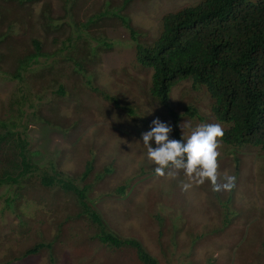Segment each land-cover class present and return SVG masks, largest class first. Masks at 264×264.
Returning <instances> with one entry per match:
<instances>
[{"label": "rangeland", "instance_id": "1", "mask_svg": "<svg viewBox=\"0 0 264 264\" xmlns=\"http://www.w3.org/2000/svg\"><path fill=\"white\" fill-rule=\"evenodd\" d=\"M201 1L134 0V4L127 11L135 28L148 31L142 39L151 41L157 37L163 17L167 13ZM63 2V0H54L56 11H62ZM27 4L29 6L30 3ZM27 6H22L21 12L29 8ZM41 6V2L33 3V8L36 9L35 22L41 32L27 30L28 34L32 33L35 37L49 36L48 41L51 43L54 36L60 38L70 34L77 36L74 27L71 29L66 27V30L64 28L61 31L62 33H49L42 24L44 21L41 20L39 13ZM108 33L126 40L130 38V31L124 26L110 28ZM84 36H88L87 33ZM88 37L93 48L101 44L92 36ZM123 43L124 41L119 42V44ZM48 45L51 46L49 43ZM136 49V43L127 40L126 45L114 47L112 53L103 51L90 66L91 74H88V78L95 81L92 84H98L100 89L117 96L121 105L125 104L124 110L118 108L119 106L114 102L104 99L94 91L95 88L92 90L87 82H78L81 88L73 90L72 87H76L77 83L71 82L68 77L64 78V82L59 83L49 81L50 79L47 82L42 80L30 90L31 100H24L23 106H19L21 111H16L14 117L18 126L14 130L28 136L32 143L34 160L44 169L57 167V155L63 148H67L69 153H75L70 155L69 159L66 158L62 166L59 165V170H63L73 178L76 177V182L81 185L90 183L92 179L89 201L95 204L108 225L121 235L139 238L161 264H208L210 258L218 259L217 264H227L225 254L229 251V247L241 245L243 240L246 241L245 238L252 237L256 230L264 227V151L253 145L228 147L221 138H218L220 143L218 148L220 155L217 158L218 182L221 183V179L224 180L227 176L236 177L234 187L236 201L232 206L231 202L226 205L230 216L226 219V213L224 220L233 221L240 218L237 224L234 223L225 232H211L209 229H217L220 223L219 211L212 202L214 200L212 185L207 180L203 184L193 181L192 187L184 190L183 184L190 181L183 170L169 168L165 170V175H157L154 169L157 165L147 158V149L143 145L141 136L143 132L149 130L151 121L159 117L172 126L175 124L169 112L146 95L150 90L152 72L134 64ZM24 50L21 48L22 52ZM66 52L63 54L66 55ZM54 59V57L48 60L40 57L32 68L34 76L35 72L45 65H51ZM10 64V61H4L0 66L3 70L8 69ZM7 76L9 75L0 70V117H11L7 111L10 109L12 93L17 87L23 89L20 82ZM61 84L65 85L66 96L55 93ZM173 100L180 113L186 112L181 115L179 121L180 132L185 137L189 136L196 126L202 124H219L223 129L228 127L227 124L215 119L211 110L213 100L205 88L193 89L191 81H185L174 88ZM186 106L195 107L196 115L190 114L193 110L187 112ZM53 108L58 112L57 120H61L62 124L76 121L78 125L71 127L67 133L43 122L30 124L29 120L34 112L50 113ZM130 110L136 114H132ZM64 116L68 119L63 118ZM78 129L81 134L79 138L76 137ZM171 138L178 139L174 128ZM236 156L240 158L239 166ZM93 159L96 160L94 169L87 182L86 179H82V174L86 170L87 163ZM107 168H111L110 173H107ZM141 170L143 174L137 175ZM125 183H128L125 193H116V188ZM12 188H0V260L18 254L20 250L18 242L23 243L33 235L35 238L39 232L36 229H41L51 238L61 224L66 235L64 240L58 243L56 264L137 262L126 251L106 248L97 240H92L90 232L95 228L92 230L90 221L84 217H73L74 220L69 222L67 217L77 214L76 198L62 193L60 189L51 190L50 194L58 190L59 200L57 199L54 205L43 208L47 209L46 212L42 210L37 212L45 204L37 202L32 195L29 197L31 201L22 209L29 217L32 216L31 224L27 227H32L33 230L21 232L15 224L19 218L15 216L14 208L7 201V198L14 195L15 186ZM226 196L225 193L221 194L223 202L221 204L230 198ZM53 200L55 201V198ZM233 207L240 209L241 213L236 212ZM159 216L165 219L162 224L155 220ZM244 220L245 233L240 236L236 230L239 226H244ZM175 227H177L176 232H174ZM222 230L223 228H220V231ZM195 234L201 236L196 241L194 250L191 249V243ZM173 240H176L178 246L168 245ZM230 260L231 264L238 262L235 251L231 254ZM8 264L49 263L46 255H42L39 258L32 257L20 261L13 259Z\"/></svg>", "mask_w": 264, "mask_h": 264}, {"label": "trees", "instance_id": "2", "mask_svg": "<svg viewBox=\"0 0 264 264\" xmlns=\"http://www.w3.org/2000/svg\"><path fill=\"white\" fill-rule=\"evenodd\" d=\"M63 1V9L60 12L55 10L54 0H0V64L4 61L11 62L8 69L2 70L0 66V70L20 82L23 88L17 87L12 93L10 109L7 111L11 117H0V188L13 189L12 186H15L14 195L7 198V201L11 203L15 216L19 218L15 224L21 232L33 230L32 227H27L31 224L32 216L29 217L22 209L31 201L29 197L32 195L37 202L45 204L37 212H46L47 209L43 208L54 205L58 199L57 191L60 189L62 193L76 198L77 214L69 215L67 220L71 222L73 217H84L90 221L92 230L95 228L90 232L92 240H97L106 248L126 251L136 259L137 262L133 264H161L139 238L121 235L108 225L102 213L89 201L92 179L90 183L81 185L76 182V177L73 178L59 170V165L62 166L66 158L69 159V156L75 153H69L67 148L60 150L56 159L57 167H51V171V168L44 169L35 162L28 136L14 130L18 126L15 113L17 110L21 111L19 106H23L24 100H31L29 92L37 82H47L50 79L49 81L59 83L64 82L65 77L77 83L76 87H72L73 90L81 88L78 82H87L92 90L95 88L94 91L100 92L105 99L124 110L125 104L121 105L115 95L102 93L98 84H92L95 81L90 80L88 74H91L90 66L96 62L100 53H112L114 47L126 45L127 40H132L137 47L134 64L152 72L150 90L146 95L164 107L174 118L173 128L177 138L180 139L183 135L179 121L181 115L186 112L180 113L176 109L173 90L179 84L191 81L193 89L205 88L213 100L211 110L215 119L230 124L229 128L224 129V135L221 137L228 147L252 144L264 151V0H202L167 13L163 17L157 37L151 41L142 39L148 31L135 28L130 19L127 10L134 4V0ZM35 2L42 3L39 15L49 33H62L64 28L66 30V27H74L77 36H54L51 43L48 41L49 36L35 37L32 33L28 34L27 30L40 31L35 22ZM22 6L29 8L21 12ZM38 19L40 20L39 16ZM120 26L129 29V39L108 33V29ZM85 33L101 44L93 48L89 37L84 36ZM120 41L124 43L119 44ZM21 48L26 51L22 52ZM65 51L66 55L63 54ZM40 57L55 59L51 65H45L35 72L34 76L32 68ZM55 93L66 96L65 85L61 84ZM185 110H193L190 114L196 115L197 109L193 106H186ZM130 112L136 114L133 110ZM58 116L54 108L50 113L36 111L29 122L31 125L43 122L67 133L71 127L78 125L76 121L62 124L60 117V121L57 120ZM63 118L68 119L67 116ZM80 135L78 129L76 137L79 138ZM236 160L239 166V157L236 156ZM95 161L93 159L88 162L82 174V179L87 182ZM110 172L111 168H107V173ZM141 174L143 170L137 173ZM223 182L221 179V183ZM127 185L128 183H125L117 187L116 193L124 194ZM234 187L231 191L214 192L212 202L219 211L220 223L217 229H209L213 233L225 232L234 223H238L240 217L233 221L224 220L226 213V219L230 216L226 205L231 202L232 206L236 201ZM53 188L58 190L50 194ZM223 193L230 198L221 204ZM234 209L241 213L240 209ZM155 220L159 224L165 221L160 216ZM243 224V227L239 226L236 230L240 236L245 233V220ZM60 225L51 238L41 229H36L39 232L35 238L33 235L23 243L18 242L19 253L3 258L0 264H8L13 259L20 261L32 257L39 258L42 255H46L49 264H56L58 243L63 241L66 235ZM220 228L223 230L220 231ZM176 230L177 227L174 232ZM200 236L195 234V237H192L191 249L195 250V243ZM245 240L239 246L229 247L225 254L227 264H231L230 258L234 251L238 262L233 264H264V227ZM172 244L178 246L176 240L168 245ZM217 260L210 258L208 264H217Z\"/></svg>", "mask_w": 264, "mask_h": 264}, {"label": "clouds", "instance_id": "3", "mask_svg": "<svg viewBox=\"0 0 264 264\" xmlns=\"http://www.w3.org/2000/svg\"><path fill=\"white\" fill-rule=\"evenodd\" d=\"M101 91L110 94L103 89ZM225 124L228 125L227 128L230 127V124ZM224 129L219 124H202L196 126L189 136L182 135L180 139H174L171 138L173 126L157 117L151 121L149 130L142 133L141 139L147 149V158L157 165L155 168L157 175H165V170L169 168L183 170L190 181V183L183 184L184 190L192 187L191 182L193 181L203 184L207 180L211 183L214 192L231 191L235 186L236 177L227 176L223 183H219L217 175L219 167L217 158L220 155L218 138L223 137ZM236 162L238 163L237 160ZM92 204L95 207L93 202Z\"/></svg>", "mask_w": 264, "mask_h": 264}]
</instances>
